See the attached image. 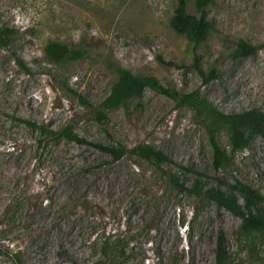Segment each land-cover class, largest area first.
Returning a JSON list of instances; mask_svg holds the SVG:
<instances>
[{
	"label": "rangeland",
	"instance_id": "374dc122",
	"mask_svg": "<svg viewBox=\"0 0 264 264\" xmlns=\"http://www.w3.org/2000/svg\"><path fill=\"white\" fill-rule=\"evenodd\" d=\"M186 1L200 16L196 0ZM177 4L0 0L8 43L0 45V264H17L16 253L21 264H111L106 243L121 264H216L220 232L235 263L264 264V234L245 244L236 235L241 218L196 193L197 185L219 189L222 181L264 198V135L233 152L226 129L215 128L232 157L216 170L207 123L189 104L146 88L107 120L93 115L116 79L109 60L225 114L264 113V0H211L212 31L200 43L172 29ZM241 40L257 53L235 58ZM51 41L84 56L52 62L45 51ZM28 122L54 131L70 126L88 142L130 153L112 162L91 144L51 139ZM140 145L171 161L157 165L131 153Z\"/></svg>",
	"mask_w": 264,
	"mask_h": 264
},
{
	"label": "trees",
	"instance_id": "16d2710c",
	"mask_svg": "<svg viewBox=\"0 0 264 264\" xmlns=\"http://www.w3.org/2000/svg\"><path fill=\"white\" fill-rule=\"evenodd\" d=\"M211 0H196V8L200 12V16L191 14L187 9L186 0H178L177 8L171 18L172 29L186 36L188 39L200 43L205 41L212 31V24L208 19L206 6ZM12 32L7 30L6 33ZM0 45H8L6 39L0 34ZM46 55L52 62L61 63L66 59L82 58L84 54L78 50L51 41L46 46ZM258 51L257 46H253L244 41H239L234 51L235 58H243L253 56ZM19 65L26 68L22 61L17 60ZM108 69L115 74V81L112 84L111 92L106 99L97 107H91L94 117L99 121L108 119L109 113L120 108L128 107L134 101L139 100L146 88H151L159 93L168 95L180 104H189L198 114L202 116L207 123L210 141L213 146L214 157L213 165L216 170L226 168L232 162V157L227 154L226 150L217 142L215 138V128H223L229 133L232 151H239L249 147V143L253 136L264 135V113L258 110H249L242 113L225 114L219 111L212 104L196 97L193 94L180 95L177 91L164 88L157 80L152 77H140L132 74L116 62L105 61ZM81 100L87 104L81 96ZM30 126L40 131L41 135L51 139L65 138L79 144H91L99 150L108 154L111 161H119L126 154L130 153L123 146H107L101 143H91L81 138L74 130L68 126L61 131H54L44 126L29 123ZM131 153L139 155L146 160L157 165L161 163H169L171 160L160 150L150 146H138ZM174 184L178 188H185L179 183V178H173ZM222 185L226 183L220 181L219 189H208L196 186L198 195L215 201L218 207L225 208L233 215L240 217L242 223L236 232L238 239L245 244L252 243L253 238L257 235L264 234V208L261 206L263 196L248 185L235 186L227 185L229 192L222 189ZM237 192L242 194L244 203L240 204ZM111 251L116 252V247H111L106 243L103 248V256L107 258L111 264H121L118 255H111ZM16 259L17 264H21L20 253L12 255ZM216 264H237L232 258L226 247V236L224 232H220L217 241Z\"/></svg>",
	"mask_w": 264,
	"mask_h": 264
}]
</instances>
